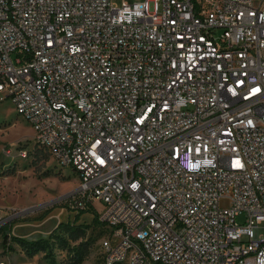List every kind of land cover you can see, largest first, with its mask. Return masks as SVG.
Returning a JSON list of instances; mask_svg holds the SVG:
<instances>
[{"label": "built area", "instance_id": "2783aa9c", "mask_svg": "<svg viewBox=\"0 0 264 264\" xmlns=\"http://www.w3.org/2000/svg\"><path fill=\"white\" fill-rule=\"evenodd\" d=\"M3 99L105 264H264V0H0Z\"/></svg>", "mask_w": 264, "mask_h": 264}, {"label": "rangeland", "instance_id": "374dc122", "mask_svg": "<svg viewBox=\"0 0 264 264\" xmlns=\"http://www.w3.org/2000/svg\"><path fill=\"white\" fill-rule=\"evenodd\" d=\"M77 181L71 168L59 165L34 141L32 127L11 101L0 100V213L19 212L7 222L11 223L9 230L6 226L0 229V261L105 264L100 243L107 232L93 220L95 213L84 211L92 216L86 215L83 221L80 211L56 202ZM58 212L66 213L67 218L58 217ZM245 220V213L235 217L238 224ZM4 235L8 237L6 246L2 245Z\"/></svg>", "mask_w": 264, "mask_h": 264}, {"label": "crops", "instance_id": "0c3cea01", "mask_svg": "<svg viewBox=\"0 0 264 264\" xmlns=\"http://www.w3.org/2000/svg\"><path fill=\"white\" fill-rule=\"evenodd\" d=\"M59 214H58V217L59 216H64L65 217V219L67 218V215H66V213H63V212H58ZM89 212H85V213H82L81 215H80V219H82L83 221H85L87 218H86V215H91L90 213L88 214ZM52 215H54V212H53V214ZM92 216V215H91ZM84 217H85V219H84ZM15 226V225H14ZM34 233V232H33ZM33 233H30V234H33Z\"/></svg>", "mask_w": 264, "mask_h": 264}, {"label": "trees", "instance_id": "16d2710c", "mask_svg": "<svg viewBox=\"0 0 264 264\" xmlns=\"http://www.w3.org/2000/svg\"><path fill=\"white\" fill-rule=\"evenodd\" d=\"M80 213H84V211H80ZM75 219H77V218H75ZM93 220H96V216L93 217ZM19 241H24V240H19ZM7 243H8V237H7V235H4L3 239H2V245L6 246Z\"/></svg>", "mask_w": 264, "mask_h": 264}]
</instances>
